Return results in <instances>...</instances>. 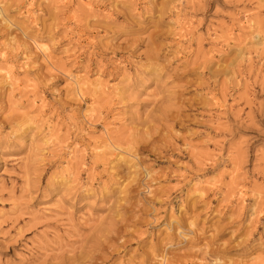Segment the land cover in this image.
I'll return each instance as SVG.
<instances>
[{"label": "rangeland", "instance_id": "rangeland-1", "mask_svg": "<svg viewBox=\"0 0 264 264\" xmlns=\"http://www.w3.org/2000/svg\"><path fill=\"white\" fill-rule=\"evenodd\" d=\"M0 264H264V0H0Z\"/></svg>", "mask_w": 264, "mask_h": 264}]
</instances>
